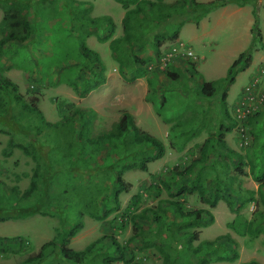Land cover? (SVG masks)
I'll use <instances>...</instances> for the list:
<instances>
[{"label":"rangeland","instance_id":"1","mask_svg":"<svg viewBox=\"0 0 264 264\" xmlns=\"http://www.w3.org/2000/svg\"><path fill=\"white\" fill-rule=\"evenodd\" d=\"M73 1L0 0V22L4 7L16 3L29 20L30 28L26 44L11 43L6 46L0 60L4 70H0V74L17 84V90L24 99L37 98V105L47 121L57 122L75 107L92 108L95 111L92 117H76L67 124L66 136L54 130L42 129L37 135L39 145L34 149L31 146L34 138L26 135L22 126L38 123L35 115L22 111L14 100L7 102L3 109L7 113L3 114L4 118H0V215H6L11 210L27 212L25 206L7 205L6 196L15 186L21 191L29 186L36 164L40 165L43 182L23 205H34L33 209H43L48 214L37 212L0 222V237L6 238L2 246L8 250L0 253V264H25L24 260L35 255L42 244L72 225L79 212L84 213V227L70 238L68 244L75 250H81L92 241L112 234L125 245L127 257H134L133 263L161 264L163 251H169L172 264H198L204 257L199 258L192 249L200 241L229 234L236 242L238 258L233 262L214 260L217 255L231 254L232 245L226 239H221L207 250L205 257L211 260L208 264H239L251 259L264 264V223L263 230L257 234L244 233L239 223L240 219L251 221L258 218L259 213L264 214V188L255 193L256 203H246L238 214L231 211L224 201L210 208L201 202L198 193L184 195L181 199L185 209H209L214 218L208 226L194 225L184 229V221L166 202L171 199L169 189L159 179L164 178L170 183L172 191L180 185L198 180L209 195L224 186L222 181L228 185L227 189H233L241 195L247 196V191L257 190L258 185L252 179L250 168L253 167L257 174L264 171V102L249 116L261 112L250 125L247 122L244 124L245 119L236 118L234 106L243 88L264 67V0H250L242 6L229 3L207 13H203L201 7L189 11L187 17H183L187 20L178 38L161 46L159 56L145 66L144 75L133 78L131 73L128 80L123 79L117 70L109 41L102 42L94 35L88 37V46L99 53L106 66V82L91 90H86L84 86L90 75L78 52L75 29L80 23L73 17L86 10L93 17L109 15L115 23V37L123 33L121 19L125 10L115 0H77L80 3L76 5H73ZM196 1L204 3L210 0ZM256 19L262 42L256 43L257 49L252 53L250 66L236 75L235 82L228 89L227 107L231 120H226L219 102L223 87L221 79L238 53L248 47ZM177 20L178 16L159 25L151 33L148 32L147 39H151L152 34L159 30L166 33L171 31ZM81 28L93 29L87 26ZM178 42L189 47L197 59L177 57L166 68L160 69L161 54L169 45ZM146 47L152 53V47L148 44ZM187 61L195 63V72ZM79 68L84 69L78 71ZM167 69L177 71L179 76L176 79L168 77L164 72ZM148 79L152 81L151 85ZM211 80L218 82L216 94L209 98L197 94L201 82ZM151 86L155 92L147 100L145 97ZM255 93L264 99V72H261ZM124 110L133 115L138 127L163 141L165 153L160 159L151 162L147 171H125L122 180L128 188L119 195V209L105 219L97 220L90 216L91 212L101 215L114 205L115 171L138 155L126 152L128 149L125 151L123 144L116 140L111 145L102 142L100 146H93L84 139L89 137L101 141L103 134L109 139L113 137L115 125ZM222 122L232 127L225 139L240 158L225 153L213 142V135ZM29 131L35 132L34 129ZM209 137L213 145L205 164L197 165L189 175L174 179L170 171L174 167L183 169L187 166L199 154V145ZM19 145L26 146L32 154L26 153ZM33 154L37 155V159L32 157ZM123 154L128 155L119 157ZM75 156L76 159L73 158ZM240 160L245 162L244 174L236 170ZM136 194L140 198L138 207L133 209L132 196ZM147 208L163 210L160 214L161 223L156 224L151 213H148V219L137 216ZM208 219V216H204L202 221ZM253 226L249 222L248 227ZM184 230L198 234L192 246H187L186 239L176 242ZM132 235H135V240L127 242ZM15 237H22L23 243ZM102 245V249L91 254L83 264H102V256L113 251L108 239L98 243L99 247ZM56 251L54 247H48L47 256L40 264H74L63 259ZM115 264L124 263L118 261Z\"/></svg>","mask_w":264,"mask_h":264},{"label":"trees","instance_id":"2","mask_svg":"<svg viewBox=\"0 0 264 264\" xmlns=\"http://www.w3.org/2000/svg\"><path fill=\"white\" fill-rule=\"evenodd\" d=\"M25 2L29 0H24ZM121 4L124 8V14L121 19L122 31L123 33L119 36L113 37L115 33V23L109 15L101 16H90L88 15L87 10L83 14H78L73 17L78 21L77 28L75 29V36L77 40L78 52L79 55L83 58L84 67L87 68V73L90 77L86 80L85 89L91 90L97 88L101 84L106 82L105 70L106 66L103 60H101L99 53L90 48L86 42V39L94 35L98 40L108 42V46L111 52L112 59L117 63V70L123 79L128 80V75L131 74V77H139L145 72V66L154 58L159 56L161 46L168 41H174L178 38L180 29L183 24L186 22L187 14L191 10H195L197 7H201L203 13H207L212 9L225 6L229 3H235L239 6L245 5L250 0H210L204 3L197 2L196 0H175L173 2H165L164 0H115ZM80 3L77 0L73 1V5ZM178 16L176 25L168 31L167 33L163 30H159L152 34L151 39H147L146 35L148 32H152L153 29L163 24L166 21H169ZM29 20L27 19L20 5L12 3L4 7L3 17L0 22V31L2 36L0 37V60L5 53V48L8 44L19 43L26 44L30 36ZM258 20L254 21L252 27V37L250 43L246 49L239 52L236 58L228 66L226 74L221 79L223 83L222 91L220 93V107L224 111L226 120H231V117L228 112V89L235 82V77L239 72L246 70L252 63V53L254 49H257L255 46L258 41L262 42V33L258 27ZM82 26L92 27L93 29H82ZM152 47V53H149L146 45ZM138 48H144L138 49ZM145 52L143 54V52ZM155 55V56H154ZM194 71V62H186ZM84 68H79L82 70ZM0 70L3 71L4 68L0 65ZM166 75L170 78L176 79L179 75L177 71L165 70ZM195 72V71H194ZM259 74V73H258ZM144 75V74H143ZM130 77V79H132ZM151 80L148 79V84L151 85ZM218 82L211 81H202L197 94L202 97H212L216 94L218 88ZM154 87H150V90L147 91L146 99L150 100V95L154 94ZM14 100L21 108L22 111L35 115L38 123L33 125L32 123H27L23 127L24 133L30 135L34 139L31 140V146L34 148L39 142L37 135L41 132L42 129L47 128L54 130L60 133L62 136H66V125L69 124L76 117L81 119H86L87 117H92L95 114V111L92 108L84 107H75L71 111L64 114L61 120L57 122H50L45 119V116L42 110L37 105V98H31L29 100L24 99L23 95L17 90V84L14 83L7 76L0 74V118H4L3 109L7 106V102ZM261 115V112H257L245 119L244 124H252L253 120ZM9 116V115H8ZM226 122H222L218 125L217 131L213 135V142L218 145L225 153L229 155H234L239 157L240 155L233 151L227 144L225 136L228 132L232 130V127ZM15 125V124H14ZM9 127V126H8ZM12 127V126H11ZM10 128V127H9ZM29 129H34L35 132L31 133ZM172 131V129H171ZM32 134V135H31ZM36 138V139H35ZM66 138V137H65ZM90 145L100 146L102 142H106L109 145L113 143V140H116L123 144L125 151L132 154L135 153L138 155L136 159H133L130 162L124 163L117 169L114 173L115 178V189L113 190V202L114 205L106 209L101 215L90 213L92 218L97 220H103L108 217L112 212L116 211L120 207L119 195L120 193L127 189L128 185L123 183L122 176L125 171L128 170H141L147 171L148 165L151 162H154L165 153V145L162 140L148 133L146 130L141 129L135 123L134 117L128 111H122L118 121L115 125V134L110 139L103 134L101 136V141L93 140L89 137L84 139ZM83 142V141H81ZM212 140L211 138H206L199 145V154L183 169L174 167L170 171V175L174 179H179L185 175H189L197 165H203L210 156L212 149ZM22 149L28 153L32 154L31 151L23 145H19ZM38 147V146H37ZM84 148V147H83ZM35 149V148H34ZM38 151L41 153L40 148ZM81 152V151H80ZM128 155V154H126ZM123 154L119 157L126 156ZM32 157L37 159V155L33 154ZM117 157V159H119ZM74 159L77 156L73 157ZM121 158L119 160H121ZM245 162L243 160L238 161L236 165V170L241 174H244L243 166ZM264 165V159H263ZM250 174L252 179L257 183V190H249L248 195H241L239 192L233 191V189H227L228 185L223 181L224 186L222 188L215 189L212 194H208L204 188L201 181H196L192 184H183L176 188L174 191L170 190V183L166 182L164 178H159L169 189L170 198L166 202L173 208L176 215L184 221L183 228L191 227L194 225L208 226L213 222V214L209 209H198V210H188L183 206L184 195H190L193 193H198L199 198L202 203H206L210 208H214L219 201H224L228 205L231 211L238 214L239 209L245 206L246 203H256L255 202V193L262 188H264V171L257 174L254 171V168H250ZM41 180L40 176V165L36 164L33 173L30 177L29 186L21 191L16 186L12 188V192L6 196L9 206L18 207L25 206L27 212L23 213L20 211L9 212L6 215H0V222L6 221L9 219H17L24 217L26 215L41 213L48 214L46 210H37L33 209L34 205L25 204L31 196H33L39 189ZM45 181V180H44ZM140 195L136 194L132 196V205L133 209L138 207ZM239 200H242L239 204ZM5 200V202L7 203ZM5 203V204H6ZM22 204V205H21ZM35 208V207H34ZM162 210V209H161ZM154 211L153 209L147 208L143 209L141 214L137 216L142 219H148V213H151V216L154 218L156 224L161 223L160 214L163 213V210ZM126 216L125 214H123ZM83 212L78 213V217L75 222L70 225L67 229L59 232L56 237L45 242L41 245L38 252L35 255H32L24 260L25 264H40V261L47 256L46 250L48 247L52 246L56 249L59 255L74 264H83L89 258L90 255L94 252H97L102 249V246H98V243L103 241V239H108L110 246L113 248V253L110 251L107 255L102 256V264H115L118 261L123 262L124 264H137L133 263L134 257L131 255L127 257L126 247L122 243L118 242L114 235H104L91 243H89L85 248L81 250H75L68 246L70 238L75 236L83 227ZM204 216H208V220L202 221ZM237 217V216H236ZM240 219L241 230L244 233H258L263 230L262 224L264 223V214L259 213L258 218H254L251 221L246 219ZM249 222H252L253 227H248ZM264 225V224H263ZM137 226H140L137 224ZM121 227H124L122 225ZM138 234V233H135ZM172 238H175L172 236ZM198 238V234L193 231L184 230L182 237L178 238L176 242H180L183 239L187 240V246H192V241ZM5 237H0V253L7 252V248L2 246V242L5 240ZM14 239L23 243L22 237H15ZM221 239H226V241L232 245L230 255H217L215 261H229L233 262L238 258V251L235 248L236 242L229 236V234L219 235L213 240H203L200 241L194 249H192L194 254L199 255V258L204 257L198 264H208L211 262L210 258L205 257L207 250L214 243L218 242ZM135 240V235L129 237L127 242H133ZM182 248V247H180ZM164 256L161 264H172L169 251H163ZM199 253V254H198ZM239 264H259L256 260L251 259L249 261L240 262Z\"/></svg>","mask_w":264,"mask_h":264},{"label":"built area","instance_id":"3","mask_svg":"<svg viewBox=\"0 0 264 264\" xmlns=\"http://www.w3.org/2000/svg\"><path fill=\"white\" fill-rule=\"evenodd\" d=\"M177 57H185L192 60L197 59V55H195L183 42L172 43L161 54L159 58V68H166ZM261 72H264V67L260 68L259 74L243 88V92L234 106V114L237 119L244 120L248 118L259 109L261 104H263L264 99L257 97L258 94L255 93L260 83Z\"/></svg>","mask_w":264,"mask_h":264}]
</instances>
